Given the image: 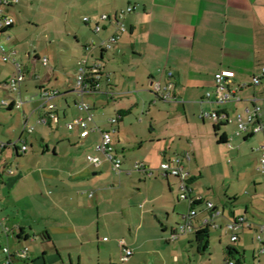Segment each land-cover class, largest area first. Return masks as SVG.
<instances>
[{
	"label": "crops",
	"instance_id": "1",
	"mask_svg": "<svg viewBox=\"0 0 264 264\" xmlns=\"http://www.w3.org/2000/svg\"><path fill=\"white\" fill-rule=\"evenodd\" d=\"M18 1L17 5L6 8L14 19V7L22 5L21 0ZM2 2L0 0V8ZM37 2L45 3L25 0L22 6L23 13L31 12L30 18H36L30 19L31 26H42L47 16L57 19L58 16L51 12L42 18L39 11L36 14L34 5ZM47 4L52 3L47 1ZM87 5L91 12L90 22L86 23L84 19L83 22L92 32L95 24L103 28L93 39L94 52L102 40L117 33V14L135 7L123 19L126 31L113 48L104 53L99 49L96 55L92 54V59H98L102 64L98 91L78 96L75 93L76 75L74 82H67L64 89H59L48 86L54 81L53 76L58 78L55 71L41 79L20 65L25 78L19 92L14 93L6 85L16 75L14 63L11 77L3 81V87L13 96L3 100L1 107L10 113L20 111L22 129L15 131L11 127L10 134L5 131L0 134V149L11 150L17 158L15 168L4 164L0 167V264L9 259L5 249L10 252L12 264H168L170 261L183 264L177 253L191 239L180 242L181 236L175 241L171 237L191 211L190 199L198 198L201 201L193 206L198 212L193 219L194 231L186 235L209 228L210 239L213 231H221V242L223 236L229 235L230 242L236 244L241 241L242 230H255L264 247V231L260 232L264 217L257 214L264 208V194L258 191L259 181L252 182L254 194L247 193L251 197L244 205V215L236 216L232 208L227 215V205L222 200L217 199L215 204L208 195L198 191L194 173L195 155L200 149V144L198 147L194 140L197 133L192 131L188 121L178 124L182 112L187 118L198 114L204 125L211 121L214 129L215 125L236 122V114L251 106L253 100L264 107V0H91ZM66 10H72V7ZM102 15L110 19L103 21ZM15 26L16 19L13 27L3 34L7 42H11ZM76 41L82 42L79 34ZM11 54L13 58L17 52ZM79 56L77 61L82 58L83 50ZM44 59L37 57L35 61L43 62ZM222 71L235 73L227 85L229 90L238 89L239 100L232 99L224 104L216 102L215 77ZM255 78L259 79L258 84L254 83ZM28 79L35 81L33 92L29 91L28 83L23 90ZM167 83L174 84L169 100L157 92L159 86L163 90ZM43 91L58 92L53 100L56 119L44 106ZM148 95L155 97L151 96L149 100L156 108L150 121L154 129L147 135L129 131L128 125H133H127V119ZM70 98L74 103L69 102ZM19 100L22 103L17 108ZM81 100L91 106L93 117V122L88 124L92 131L86 138L81 137L79 127L68 129V124L87 116L78 107ZM71 104L78 108L74 110ZM215 112L226 113L231 121L201 118L205 113ZM158 116H167V121L165 128L156 131ZM113 118L118 119L117 123L110 122ZM33 120L34 131L29 133L25 126H31ZM99 130L117 135L118 144L120 136H126L128 144L123 148L116 146L112 139L115 154L122 161L119 173L97 149L101 141ZM130 134L137 138L135 142H130ZM214 134L219 140L215 129ZM223 134L228 138L227 146L232 148L229 136L226 132L220 135ZM256 135L240 137L248 141ZM25 144L27 150L23 152L21 148ZM14 145L20 148L18 152ZM30 149L34 151L27 157ZM258 149L256 172L262 175L257 171L261 157ZM134 154H138L139 160ZM22 157H27L25 163ZM94 159L99 163L95 164ZM166 161L181 166L189 174L186 191L179 178L162 175L159 168ZM137 164L148 171L137 170ZM182 193H187L190 199L182 200ZM238 196L231 197L232 206L239 205ZM211 202L222 212L215 219L207 210V203ZM236 221H239L236 230L230 231L228 224ZM233 235L238 236L237 242H232ZM210 239L208 249L203 252L195 239L199 253L206 254ZM164 242L172 243V246H166ZM192 243L189 242L188 247ZM124 247L133 252L127 259ZM229 247L237 250L235 246L227 245L225 264L230 257ZM25 248L28 258L23 260L17 253ZM163 251L174 252L172 259L162 262L154 257ZM246 252L244 249V254ZM261 252L258 257L256 252L253 254L257 264H264V253ZM243 264H246L244 256Z\"/></svg>",
	"mask_w": 264,
	"mask_h": 264
},
{
	"label": "rangeland",
	"instance_id": "2",
	"mask_svg": "<svg viewBox=\"0 0 264 264\" xmlns=\"http://www.w3.org/2000/svg\"><path fill=\"white\" fill-rule=\"evenodd\" d=\"M39 1H44L45 3L41 5L37 2V4L34 5V9L37 10L36 14L40 12L42 18L43 15L48 14L47 12H49V14L51 12L53 15L58 16L57 19L53 20L48 16H44L43 18L45 19L46 17L47 20L46 22L42 21V26H31L29 23L36 18H30L31 12L29 14L23 13L22 6L25 5V0H21V7L20 5L14 7L16 26L13 31L14 35H12V40L11 42H7L5 40L6 38L4 39L3 37L4 35H1L0 37H2V39L0 38V42L6 48L7 55H12L11 52H17L13 57V59L16 60V63L23 68H27L32 73H35V75L41 79H46L48 75L50 76L52 70L55 71L54 74L57 75L59 81L56 79V76H53L52 78H54V81L51 84H48V86L52 85L59 89H64L67 82H74L73 76L76 75L75 65L78 66L83 56H89L91 59L92 54L96 55L99 51L98 49L94 52L96 50V45L94 47L92 43L93 39H96V34L91 31V27H88L83 22L84 17H91V12L87 5L88 2L91 3V0ZM47 1H50L52 4H47ZM71 1L72 6L70 5ZM69 7H72V10H66V8L68 9ZM77 34H79L80 40L82 41L80 43L76 41ZM84 47H88L89 49L86 50ZM82 50L83 56L77 61ZM28 54L31 55L30 58ZM37 57L40 59L47 58L49 60V66H44L41 61H35ZM13 71L14 64L12 62L5 63L0 58L1 135H3L4 131L7 134L11 127H14L15 131L22 129V116L20 115V111L16 110L13 113H10L8 110L1 107L3 100H9L10 97L13 96V94H10L8 88L3 87L4 82L7 81H5V79L11 77ZM27 83L30 84L28 87H31L29 91H35V81L31 79H28L23 90L25 91ZM24 95L29 94L25 93ZM30 95L32 94L30 93ZM74 96L76 95L74 94ZM151 96L155 99L154 95ZM151 96H146L143 100V104H141L140 101V107L134 108L135 110L132 116L127 119L126 124L128 125L130 123L133 125H128L130 129L129 131H137L142 135H147L154 129L150 126V121L152 119V114L154 115L156 112V108L149 101ZM69 102L74 103L73 98H70ZM71 105L74 110L78 108L73 104ZM181 115L182 117L178 124H187V121L190 122L192 131L197 133V138H194L196 145L199 147L200 144V149H198L197 154L195 155L197 157V163L194 162V173L197 175L196 186L199 188L198 191H201L206 196L208 195L209 199L213 200L215 204L218 203L217 199L222 200V202L227 205V215H229L231 208L236 212V216L239 217L244 215V205L245 203H249L251 195L254 194L253 181H259L260 186L258 191L259 193L264 194V176L259 175L256 172L257 160L260 156L256 150L260 147L259 143L264 142L263 134H257L255 138L245 141L242 137L236 135L237 124L233 121L231 124L222 126L220 130V134L226 132L229 136L232 146V148H229L226 143H218L211 121L206 122L204 125L199 119L198 114H194V117L191 116L189 118L184 116L183 112ZM166 117L167 116L164 118H159V116L156 117L158 127L156 131H159L160 128L166 127ZM63 123L67 124L65 121ZM34 124L35 121L33 120L31 127H33L32 125ZM64 124H62L63 127ZM8 134H10V132ZM111 136L115 145L119 148H123L128 144L126 143L125 135L120 136V144L117 143V135L111 134ZM128 137L130 138V142H135L137 139H134L131 134ZM19 146L21 147V145ZM33 151L34 150L30 149L27 157H29ZM5 152L6 150L4 151L3 149H0V167L4 164L6 167L12 165V168H15L16 156H14V153H12L11 150ZM260 153L262 154V152ZM137 155L138 154H134V157L137 158ZM27 157H22L21 160L23 163L26 162ZM137 159L139 160V158ZM247 193H251V195H248ZM234 194L239 195L240 203L237 206H232L230 203L231 197H233ZM257 214L264 217V213L261 209ZM241 232V241L232 244L229 235L223 236L224 238L221 242V231H213L211 233L210 248L206 254L198 252L194 235H181L180 242L187 240L188 238H190L191 241H186L184 249L177 254L181 256L182 261L186 264H225L227 245H231L237 248L242 258L244 256L246 264H257V262H254L253 254L256 252L255 255L258 257L261 249L264 248L262 242L258 240V233L255 230L252 232L242 230ZM189 242H193V245L191 246L192 248L188 247ZM164 244L169 247L172 246V243L169 244L164 242ZM95 248L96 254L98 255L97 245ZM244 249L247 250L246 254H244ZM173 255L174 252L163 251L154 257L163 262L165 259H172ZM227 259V262L235 261L233 257H228ZM168 264L173 263L170 261Z\"/></svg>",
	"mask_w": 264,
	"mask_h": 264
},
{
	"label": "built area",
	"instance_id": "3",
	"mask_svg": "<svg viewBox=\"0 0 264 264\" xmlns=\"http://www.w3.org/2000/svg\"><path fill=\"white\" fill-rule=\"evenodd\" d=\"M18 0H3L2 5H9V4H15ZM135 10V7L131 6L127 10L121 11L116 16V28L117 33L112 35L106 40H102L99 43V49L100 51H109L113 48V46L118 42V40L121 38L122 34L126 31L125 24L123 23V19L125 16ZM101 19L103 21H107L110 18L106 15H102ZM84 22L88 23L90 22V19L88 17L84 18ZM15 23V19L7 14L3 8H0V36L3 35L4 31L13 26ZM102 26L100 24H95L94 26V33L100 34L102 32ZM89 48H87L88 50ZM0 58L3 62H12L16 66V75L9 80V82L6 84L9 89L14 92L18 93L20 89V84L23 82L25 76L23 74V71L21 69V66L16 63V60L12 58L11 55H7L6 48L4 45L0 42ZM43 64L45 66L48 65V59L45 58L43 60ZM101 62L96 59H91L89 56H84L81 61L79 62L76 70V79H75V93L78 96H83L86 93L96 92L101 87ZM172 74L170 73V76ZM235 76L234 72L231 71H222L221 73L217 74L215 77V84H216V94H217V100L216 102L218 104H224L232 99L239 100L240 98L237 96V90L238 89H231L229 90L228 85L230 83L231 78ZM254 83L258 84L259 79L255 78ZM174 88L173 83H167L165 88L161 90V86L157 88V92L160 93L161 97L169 100L171 98V91ZM58 96V92L56 91H43L41 94V99L44 102V106H46V109L50 112V116L53 119H56V115L53 113L55 110V105L53 104L54 98ZM210 97V95H208ZM233 97V98H232ZM20 100L16 103L17 108L21 106ZM4 106H8L7 102H3ZM78 107L81 111H84L87 113V116L85 118L76 119L70 124H68V129L72 130L75 127H79L81 129V137L86 138L90 133L91 129L89 128L88 124L89 122H93V117L90 113L91 106L84 102L79 101ZM201 118H212L215 121L224 120L225 122H230V117L226 113L220 114L219 112L215 113H205L201 116ZM118 119L113 118L110 120L111 123H117ZM235 121L237 124V135L243 136V135H255V134H263L264 136V107L259 105L256 100L252 101V105L246 107L243 111L238 112L235 116ZM98 129V128H96ZM25 130L29 133H32L34 131V128L31 126L26 125ZM101 133V141L97 145L98 151L102 152L106 159L111 162L113 166V170L117 173L121 171V165L122 161L120 158L116 156V150L114 148L113 142H112V136L111 132H102ZM22 151L25 152L27 150V146H22ZM260 152H262L261 157L259 158V164L257 171L264 175V143L260 148L258 149ZM95 164L99 163L98 159L92 160ZM136 169L147 172L148 170L142 166L141 164L136 165ZM160 171L162 172V175L165 177L173 176L179 178L182 183L183 187L186 191L188 188V181H189V174L184 171V169L181 166H174L170 161L163 162L160 165ZM130 174V172H129ZM180 198L182 200L190 199L189 196H187V193H182L180 195ZM201 198H198L196 200L190 199L192 209L189 212V214L186 216V220L184 224L179 225L177 228V233H175L171 240L175 241L177 238L181 235H186L189 233H192L194 231L193 227V219L198 215L197 210L193 207V205L196 202H200ZM207 210L211 213V217L213 219L221 216L222 212L217 210L215 208L214 203H207ZM264 212V208H263ZM239 224V221L236 222H230L228 224V229L230 231L236 230L237 226ZM216 226V225H215ZM214 226V227H215ZM217 227V226H216ZM264 231V224L260 226V232L262 233ZM261 236H259V240L261 241ZM238 236L233 235L232 242H237ZM122 244L125 243L122 241ZM6 254H8L7 262L5 264H11L10 260V252L8 249L4 250ZM125 252V259L129 258L133 252L131 249L124 247ZM261 253H264V249ZM17 256L23 260L28 258V249L25 248L23 251L18 252ZM227 264H235L234 261H229Z\"/></svg>",
	"mask_w": 264,
	"mask_h": 264
},
{
	"label": "trees",
	"instance_id": "4",
	"mask_svg": "<svg viewBox=\"0 0 264 264\" xmlns=\"http://www.w3.org/2000/svg\"><path fill=\"white\" fill-rule=\"evenodd\" d=\"M18 2L15 3V4L2 5V8L7 13L6 8L7 7H11L13 5H17ZM12 27L13 26H11L7 30H5L3 33L6 34ZM102 52L104 53L105 51H102ZM222 126H224V125H215L214 126L215 132L219 136V140H218V143L219 144L227 143V139H228L227 136H226V134L220 135V130H221V127ZM246 140H248V139H246ZM14 149H15L16 152H18L20 150V148H18L17 145H14ZM0 176H1V174H0ZM194 235H195L196 242L199 244V248H200L201 252L207 250L208 247H209V239H210V230H209V228H206L204 230H199ZM228 254H229L230 257H233L234 258L235 264H243V258H242V256L234 248L229 247L228 248Z\"/></svg>",
	"mask_w": 264,
	"mask_h": 264
},
{
	"label": "water",
	"instance_id": "5",
	"mask_svg": "<svg viewBox=\"0 0 264 264\" xmlns=\"http://www.w3.org/2000/svg\"><path fill=\"white\" fill-rule=\"evenodd\" d=\"M12 263V262H11Z\"/></svg>",
	"mask_w": 264,
	"mask_h": 264
}]
</instances>
